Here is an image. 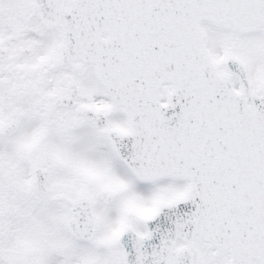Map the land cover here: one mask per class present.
<instances>
[{"label":"snow or ice","instance_id":"6c2138e0","mask_svg":"<svg viewBox=\"0 0 264 264\" xmlns=\"http://www.w3.org/2000/svg\"><path fill=\"white\" fill-rule=\"evenodd\" d=\"M0 264H264V0H0Z\"/></svg>","mask_w":264,"mask_h":264}]
</instances>
